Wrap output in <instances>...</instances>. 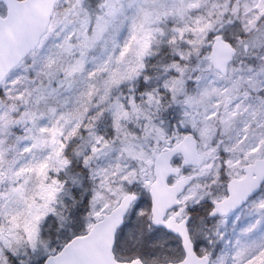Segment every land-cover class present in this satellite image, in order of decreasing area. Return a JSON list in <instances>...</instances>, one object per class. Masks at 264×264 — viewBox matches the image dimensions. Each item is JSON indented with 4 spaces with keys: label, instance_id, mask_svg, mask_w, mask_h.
Segmentation results:
<instances>
[{
    "label": "snow or ice",
    "instance_id": "obj_1",
    "mask_svg": "<svg viewBox=\"0 0 264 264\" xmlns=\"http://www.w3.org/2000/svg\"><path fill=\"white\" fill-rule=\"evenodd\" d=\"M0 264H264V0H0Z\"/></svg>",
    "mask_w": 264,
    "mask_h": 264
}]
</instances>
